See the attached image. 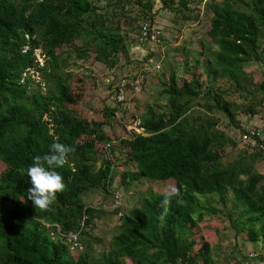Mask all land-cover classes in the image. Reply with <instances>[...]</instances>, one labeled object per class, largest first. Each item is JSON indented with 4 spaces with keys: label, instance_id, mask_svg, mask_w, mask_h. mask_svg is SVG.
<instances>
[{
    "label": "trees",
    "instance_id": "obj_1",
    "mask_svg": "<svg viewBox=\"0 0 264 264\" xmlns=\"http://www.w3.org/2000/svg\"><path fill=\"white\" fill-rule=\"evenodd\" d=\"M94 1L0 0V159L7 164L0 176V264H91L89 257L79 250L76 256L69 255L72 253L66 234L79 231L81 246L80 237L97 211L84 206L81 195L93 188L107 192L113 176L121 182L125 177L145 178L158 182L160 187L157 192H149L138 205L119 212L113 248L96 258L95 264H198V259L206 264L208 243L204 241L202 250L193 252L197 239L188 224L191 222L194 227L204 214L219 211L215 206L200 203L197 196L214 195L222 203L225 190L231 193V205L241 207L236 224L245 230V239L256 241L254 223L264 220V176L252 166L264 155L241 147L242 152L231 162H221L222 147L238 143L216 129L214 122L196 123L186 118L188 98L199 93L196 77L176 82L173 76L166 80L161 73L162 85L167 84L162 88L167 111L157 113L148 109L141 116L137 114L145 135L129 133L122 122L110 119L115 112L122 111L114 102L106 104L103 116L92 122L90 128H85L80 123L85 120L72 111L61 112L58 107L62 108L67 90L61 76L54 78L49 92L26 94V81L20 74L33 65L32 52L39 45L48 56L47 62L56 68L55 47L80 35H91L90 38L101 41L97 57L109 61L110 67L115 65L121 39L105 25L107 14L97 12ZM180 3L185 5L184 0ZM244 6L245 9H239L232 6L231 0H222L211 8L207 35L217 47L212 72L219 66L221 74L235 77L241 73L238 64L243 58H260L257 48L259 38H264V0H247ZM89 13L94 15L97 25L92 23L86 29L81 21ZM133 39L129 37L131 46ZM106 44L109 54L102 50ZM136 98L134 95L132 102ZM258 105L257 111L264 105L263 96ZM222 110L234 129L241 130L243 122L234 124L232 112L226 106ZM257 111L247 114L254 118ZM85 134L89 138L79 141ZM55 137L75 149L69 154L68 163L55 169L62 176L65 189L56 194L49 210L35 209L26 198L30 177L27 173L21 175L20 170L31 165L35 155L46 153ZM106 141H113V153L122 150L124 158L119 155L117 159L120 163L113 164L103 157ZM84 145L89 147L92 158L98 159L97 166L82 152ZM129 163L131 167H124ZM167 185L176 186L180 194L172 198L167 214L162 216L160 193Z\"/></svg>",
    "mask_w": 264,
    "mask_h": 264
},
{
    "label": "rangeland",
    "instance_id": "obj_2",
    "mask_svg": "<svg viewBox=\"0 0 264 264\" xmlns=\"http://www.w3.org/2000/svg\"><path fill=\"white\" fill-rule=\"evenodd\" d=\"M221 1L184 0L183 6L180 0H119V3H114L115 0H96L94 1L96 11L107 14L105 25L119 34L121 39L120 50L115 56L117 58L115 65L110 67L109 61L97 57L101 41L98 38H90L91 35L88 37L80 35L67 44L55 47L54 54L58 57L56 68L47 62L48 56L39 45L32 52L33 65L25 67L20 74L23 82L26 81V94L49 92L54 78L57 75L61 76L67 87L65 91L67 94L64 93L62 108L59 106L58 109L61 112L72 111L75 116L85 120L80 122L84 123L85 128H90L91 123L97 122L100 115L104 114L106 104L113 103L108 92L115 81L114 77L123 72H133L135 66L140 67V57L150 50L146 57H151L157 62L159 69H152L146 64L150 69L145 72L141 90L132 103L133 115L141 116L148 109L157 113L167 111L166 96L162 92V88L167 84L162 85L163 82L159 78L161 73L166 80H171L170 76H173L176 82L193 76L198 79L200 87L197 96L188 98L190 107L185 112L186 118L196 123L206 120L214 122L216 129L235 138L238 131L234 129L222 106H226L232 112L234 124L241 122L245 124V120H252L251 115L259 106L258 99L264 97V38H259L257 48L260 58L251 56L243 58L238 64L241 73H236L235 77L221 74L219 66L212 72L213 56L217 52V47L207 33L211 8ZM231 1L233 7L245 9L244 3L247 0ZM144 19L160 26L163 35L158 46L140 50L129 45V37L135 38L136 29ZM94 20L93 14H84L81 24L84 28L90 29L92 23L97 25V21ZM108 46L106 44L102 48L106 54H109ZM24 49L25 47L22 51ZM44 66L46 67L43 69ZM260 84L263 85L262 88ZM248 111L251 115L247 114ZM126 112L129 114L128 111H117L110 119L124 124ZM43 118H46L45 114ZM85 138H89L87 134L79 141ZM241 147L239 144H225L221 150V162L223 164L231 162L238 152H242ZM121 151L113 153L109 149L103 152V157L115 164L120 161L117 159L122 154ZM82 152H86L88 161H95V166L98 165V159L92 158L89 147L84 145ZM120 157L124 158L122 155ZM6 166L7 164L0 159V176L6 170ZM127 166L131 167L130 163L124 167ZM252 167L264 176V159L258 160ZM115 177L113 176L110 181L107 192L93 188L81 195L83 205L91 206L97 211L91 217L90 226L80 237L81 246L70 250L72 253H69L70 256H76V250H79L89 257L91 264H95L96 258H101L113 248L112 236L118 231V213L138 205L149 192H157L160 187L158 182L145 178L131 180L125 177L121 182V179ZM261 183L264 185V177ZM114 193L120 195L117 206H114L113 202ZM223 195L222 203L214 195L197 196L200 203L215 206L219 211L216 214H204L194 227L191 222L188 224L194 231L192 236L197 239L193 252L202 250L200 248H203V242L206 241L209 256L206 264H241L248 243L253 246L261 243L264 248V220H257L254 223L257 240L253 242L245 239V230L241 229L240 224H236L241 215V207L231 205L229 190H225ZM197 262L201 264V260L198 259Z\"/></svg>",
    "mask_w": 264,
    "mask_h": 264
},
{
    "label": "built area",
    "instance_id": "obj_3",
    "mask_svg": "<svg viewBox=\"0 0 264 264\" xmlns=\"http://www.w3.org/2000/svg\"><path fill=\"white\" fill-rule=\"evenodd\" d=\"M162 35L163 33L160 26L151 23L148 19H144L139 23L138 31L134 36V47L143 50V48H148L150 46H158L162 41ZM147 53H150V50ZM147 53H144V55L140 57V67L136 68L135 66L133 72H123L120 75H116L117 77H114L115 81L112 82L109 88L112 101L117 103L120 110L124 112L128 111L129 113L127 114L126 112V123L123 124L124 129L129 133L144 134L138 116L133 115L131 112L133 103L132 97L140 92L145 72L150 68L155 70L159 69V64L157 62H154L151 57H146ZM146 64H149L150 68L146 67ZM244 123L245 124L241 126V130L237 132L235 140L240 146L248 150L258 151L264 155V105L259 107L252 120ZM112 142L113 141H106L104 143L103 150L105 152L109 151ZM119 199L120 195L114 193V206L118 205ZM84 217L83 215L79 221L80 228L83 225ZM78 232L79 231L68 232L66 234L69 250H75L80 246ZM241 261L242 264H264V251L248 250L244 253Z\"/></svg>",
    "mask_w": 264,
    "mask_h": 264
},
{
    "label": "clouds",
    "instance_id": "obj_4",
    "mask_svg": "<svg viewBox=\"0 0 264 264\" xmlns=\"http://www.w3.org/2000/svg\"><path fill=\"white\" fill-rule=\"evenodd\" d=\"M74 151L73 146L60 143L59 137H55L46 153L35 155L32 164L20 170L21 175L27 173L30 177L31 187L27 190L26 198L32 202L35 209L49 210L56 200V194L64 191L63 178L55 169L64 167L68 163L69 154ZM160 194L163 199L159 206L163 209L161 215L164 216L172 198L178 197L180 192L176 186L167 185ZM21 202H24V199Z\"/></svg>",
    "mask_w": 264,
    "mask_h": 264
},
{
    "label": "crops",
    "instance_id": "obj_5",
    "mask_svg": "<svg viewBox=\"0 0 264 264\" xmlns=\"http://www.w3.org/2000/svg\"><path fill=\"white\" fill-rule=\"evenodd\" d=\"M248 250H256V251H259V250H263L264 251V248L261 246V243L259 244H256L255 246H253V244L251 243H248L246 245V250L244 251V253ZM244 253H243V256H244ZM243 258V257H242ZM242 260V259H241ZM241 264H242V261H241Z\"/></svg>",
    "mask_w": 264,
    "mask_h": 264
}]
</instances>
